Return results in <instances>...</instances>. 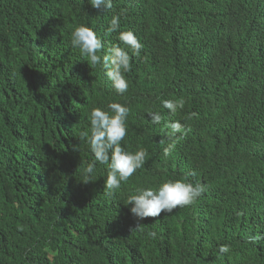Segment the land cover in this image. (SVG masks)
<instances>
[{
  "label": "trees",
  "instance_id": "16d2710c",
  "mask_svg": "<svg viewBox=\"0 0 264 264\" xmlns=\"http://www.w3.org/2000/svg\"><path fill=\"white\" fill-rule=\"evenodd\" d=\"M4 1L0 0V113L10 98L35 103L43 118L34 139L59 138L54 149L59 151L68 133L59 129L61 117L52 120L77 106L66 103L72 96L66 75L76 56L83 59L88 74L82 71L70 79L81 89L75 100L104 110L111 102L126 105L128 131L121 144L129 151L142 147L148 153L144 166L116 194L94 196L92 209L100 212L83 213L88 236L69 239L64 250L82 264H264V193L248 168L264 164V0H112L113 7L104 10L94 9L90 0H11L24 13L16 23L6 19ZM31 2L43 8L27 11ZM115 14L120 15L121 30L133 31L143 45L139 56L128 50L129 89L123 96L114 92L102 66L87 63L70 43L73 27L81 24L103 30L112 36L110 41L119 43L116 33L106 31ZM22 33L27 35L20 40ZM12 80L21 88L9 93L5 87ZM42 80L55 88L38 98L36 86ZM158 98L185 101L172 117L184 129L169 156L163 154L171 142L163 130L169 116ZM155 110L163 115L161 124L150 122L147 112ZM58 151L55 160H45L57 165L60 173ZM12 155L1 159L0 187L9 186L14 177ZM96 171L104 179L105 168L97 164ZM185 178L202 185V195L170 214L145 218L134 229L130 205L123 204L126 195L140 186ZM60 183L52 178L41 194L30 193L49 208L41 219L21 217L30 205L23 193L26 181L20 182L21 191L16 188L12 199L0 200V264H22L12 239L31 243L38 264H44L42 249L51 232L44 225L40 236L33 227L54 224L63 242L66 233L73 235L77 219L65 207L79 200L67 198L66 188L58 190ZM221 245L230 251L219 253Z\"/></svg>",
  "mask_w": 264,
  "mask_h": 264
},
{
  "label": "clouds",
  "instance_id": "9594fccd",
  "mask_svg": "<svg viewBox=\"0 0 264 264\" xmlns=\"http://www.w3.org/2000/svg\"><path fill=\"white\" fill-rule=\"evenodd\" d=\"M5 0L2 5L7 12L8 22L16 23L24 13L15 9V2ZM27 2L28 0H19ZM90 5L97 10L111 9L112 0H90ZM42 3L36 6L31 2L27 11L42 9ZM16 34V28L10 30ZM97 34H96V32ZM103 30H95L94 27L86 24L74 26L70 34L71 46L77 49L82 57L87 58L86 62L91 65H101L103 75L110 82L112 89L119 96H123L129 89V83L125 74L130 70L129 49L132 55L139 56L143 47L139 38L131 30H121L120 15H113L108 21L106 31L116 33L119 43L114 44L112 36ZM99 32V33H98ZM22 33L20 40L26 37ZM59 46V41H54ZM65 46L66 43H64ZM123 45V47L121 46ZM62 46V45H61ZM67 50L70 52L69 48ZM71 53V52H70ZM101 54V55H99ZM72 67L67 72V87L72 91V96L66 103H73L77 106L68 111L69 115L63 113L54 117L52 123L59 119V129L65 130V140L61 141L63 147L58 151L62 161L61 171L57 172V165L46 161L47 158H54L59 138L53 141L37 142L33 133L35 127L43 118V113L35 103L20 102L10 98L9 106L0 113V168L4 165L1 159L12 155L11 170L14 174L9 186L0 187V200L12 199L16 190H20V182H27V189L23 192L29 199L30 205L25 209L21 217L24 221L28 219H41L48 216L49 208L43 205L30 193L41 194L46 184L52 178L61 180L58 190L67 189L66 197L77 198L78 202L68 204L65 208L74 211L76 229L73 235L66 233L64 242L54 231V224H42L33 227L38 230L41 236L44 225L50 229L51 236L45 242L42 251L45 254L44 264H82V261L74 260L65 250L64 245L69 239H83L89 234L88 221L84 212H100L92 209V199L98 193L108 197L116 194L121 189L122 183L128 179L145 164V157L148 155L144 148L136 151H129L122 146L121 142L127 135V117L130 109L119 102L107 104V110L101 107H93V103H85L75 100V96L81 91L74 87L70 79L79 72L86 71L83 59L75 56ZM20 83L14 80L8 82L5 89L12 93V90H19ZM55 86L47 81H40L37 86V97L41 98L42 92L46 89H54ZM160 107L167 111L169 119L164 122V131L170 138L169 143L163 148V154L169 156L175 149L179 139L178 133L183 134L184 125L179 119H172L178 111L185 106L183 99L158 98ZM151 117L150 122L154 125L161 124L163 115L159 110L147 112ZM60 140V139H59ZM54 150V151H53ZM53 151V152H50ZM51 153V154H50ZM56 157V159H57ZM105 168L106 176L99 179L96 166ZM252 173V179L257 188L264 193V164L262 166L248 167ZM21 191V190H20ZM204 192L200 184H193L185 179H166L157 186H140L132 194L125 197V205H130L131 213L136 227L139 229L142 221L148 217H159L162 212L170 214L177 207H185L193 204ZM57 193V192H56ZM24 200L21 206L26 201ZM19 208V203L17 204ZM20 206V208H21ZM20 212V209H19ZM260 222L264 225V215L260 216ZM32 227V226H30ZM155 236L156 233H149ZM39 236V237H40ZM16 248V258L22 264H38L37 249L29 243L22 244L12 239ZM219 253L225 254L230 251L229 246L221 245Z\"/></svg>",
  "mask_w": 264,
  "mask_h": 264
}]
</instances>
